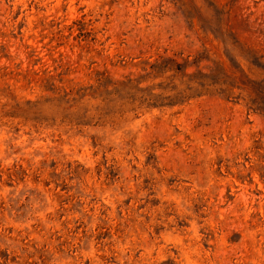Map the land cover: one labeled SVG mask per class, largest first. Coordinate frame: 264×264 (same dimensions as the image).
<instances>
[{"label": "rangeland", "instance_id": "rangeland-1", "mask_svg": "<svg viewBox=\"0 0 264 264\" xmlns=\"http://www.w3.org/2000/svg\"><path fill=\"white\" fill-rule=\"evenodd\" d=\"M0 264H264V0H0Z\"/></svg>", "mask_w": 264, "mask_h": 264}]
</instances>
